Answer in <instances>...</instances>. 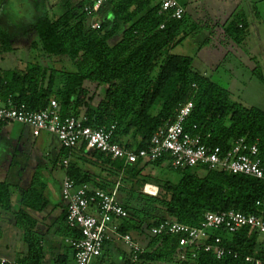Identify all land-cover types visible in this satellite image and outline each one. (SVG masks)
<instances>
[{"label":"trees","instance_id":"1","mask_svg":"<svg viewBox=\"0 0 264 264\" xmlns=\"http://www.w3.org/2000/svg\"><path fill=\"white\" fill-rule=\"evenodd\" d=\"M92 2L62 0V9L53 6L44 10L31 26L38 36L34 46L39 43L47 56L67 59L74 70L47 71L33 62L23 73L0 70L2 96L12 95L16 102L34 110H43L56 100L63 117L85 115V125L105 129L115 126L113 141L137 148L147 147L153 135L175 119L179 106L192 101L194 108L185 122L186 131L222 147L244 137L258 145L264 168V110L234 101L227 87L194 69L192 57L172 52L198 31V25L185 32V15L169 19L161 13L160 0H106L96 15H89L85 6ZM52 11L54 14H50ZM254 15L261 17L259 11ZM94 19L100 23L95 29L91 27ZM224 31L238 45L244 43L250 35L247 15H239ZM12 41L11 33L0 28V54L13 51ZM253 74L264 82L259 65ZM87 83L106 86L104 97L96 105L90 101ZM130 141H137V145ZM61 151L59 158L63 157L66 174L78 185L88 183L112 190L119 184L118 197L129 213L121 228L125 233L147 234L165 220L198 226L207 212L230 209L264 219V179L195 166L177 170L180 178L174 182L145 173L148 167L164 164V157L129 164L99 150L89 151L84 145L62 147ZM66 158H70L67 166L63 164ZM76 159L91 162L100 174L85 169ZM152 183L159 188L158 193L143 192L144 185ZM10 184L8 179L0 181V211L10 208ZM46 204L44 183L35 175L22 194V207L16 215L17 224L27 226L29 247L20 264H44L39 236L33 231L35 220L26 210H43ZM64 220V237L79 238L80 232L66 223V214ZM216 234L222 239L221 245L236 257L226 254L218 258L215 251L200 250L196 257L187 252V258L181 259L180 236L148 234L151 249L140 254L136 262L128 263L253 264L246 260L253 257L264 264V245L255 229L243 227L233 233L222 230ZM56 264L65 263L60 260Z\"/></svg>","mask_w":264,"mask_h":264},{"label":"built area","instance_id":"2","mask_svg":"<svg viewBox=\"0 0 264 264\" xmlns=\"http://www.w3.org/2000/svg\"><path fill=\"white\" fill-rule=\"evenodd\" d=\"M105 1L93 0L85 6V11L89 15H96ZM160 1L161 13L169 19L184 17L186 11L179 0ZM99 25L97 20L91 22L94 29ZM163 27L164 25L161 26ZM193 108L192 101L182 103L175 119L161 127L145 148L128 147L114 142L115 126L105 129L85 125V115L63 117L56 100H52L43 110H34L24 103L16 102L12 95L4 97L0 93V126L19 123L29 127L34 136L43 132L57 136L65 148L75 149L84 145L89 151L99 150L129 164L156 161L164 157L165 163L173 170L208 166L264 179V168L257 144L249 143L246 138L241 137L231 141L227 147L213 146L204 142L201 136L186 131L185 122ZM69 162L70 158L63 160L65 166ZM118 186L119 184L112 190H104L88 183L78 185L69 176L63 180L61 196L66 204V223L72 229H77L81 235L79 238L66 239L74 251L75 264H91L102 255L106 245L120 241L130 247L131 261L136 262L140 254L145 252L132 232L125 233L121 229L129 213L119 200ZM243 227H250L264 234V219L234 209L207 212L198 226L165 220L152 227L147 235L180 236L178 255L181 259L187 258V252L196 257L200 250L215 251L217 257L221 258L233 253L221 245L222 239L216 233L222 230L233 233ZM233 255L237 256L236 253ZM246 260L253 264H262V260L253 257H247ZM0 264L20 263L10 261L0 254Z\"/></svg>","mask_w":264,"mask_h":264},{"label":"rangeland","instance_id":"3","mask_svg":"<svg viewBox=\"0 0 264 264\" xmlns=\"http://www.w3.org/2000/svg\"><path fill=\"white\" fill-rule=\"evenodd\" d=\"M75 1V0H73ZM77 1V0H76ZM190 10V16L186 19L185 32L190 30V26L195 23L200 28L188 35L186 39L178 45L172 52L176 55L190 56L194 59L193 67L195 70L207 77L212 78L222 86L227 87L234 101L240 102L245 106H255L264 110V82L259 80L254 74L253 69L257 65L260 66L264 74V0H182ZM60 9L61 0H54ZM1 8H4L3 3H0ZM11 6V8L0 9V28L7 30L13 37V51L0 54V70L14 69L24 72L28 63H39L47 71L53 68L62 70H74L71 63L63 57L47 56L42 50L39 43L34 46L38 36L31 30L32 22L26 19V13H22L20 7ZM9 7V5H8ZM15 8V10H14ZM59 9V10H60ZM217 9H220L217 11ZM14 11V12H13ZM54 11L58 12L57 8ZM259 11L260 18H255L254 12ZM13 12V13H12ZM10 19H9V17ZM23 14V16H22ZM50 14H54L52 11ZM56 14V13H55ZM247 15L250 23V35L244 43L238 45L231 38H221V25H228L229 22L237 20L239 15ZM26 15V16H25ZM18 16V17H17ZM217 18L215 22H220L221 25L213 26L211 19ZM15 22V23H12ZM23 21V22H22ZM213 28L216 33L211 37L208 31ZM202 30H207L206 34H202ZM222 40V41H221ZM89 96L93 105H96L105 95L106 86H99L93 83H87ZM83 113V112H82ZM22 132L24 127L21 124L14 123L8 130ZM31 133L32 131L29 130ZM39 137L28 135L33 148L27 155L19 153L24 162L37 164L39 161L44 162L48 167L49 173H53L57 182L66 177V168L62 165L63 157L59 158L61 142L57 136L47 132L41 133ZM137 145V141H131ZM6 147H10V142H5ZM4 146V144H2ZM31 148V149H32ZM78 164L88 169L90 172L100 174V169L95 167L91 162H81L76 159ZM152 167V168H151ZM145 170V173H151L154 176L170 179L177 182L180 178V173L177 170L170 169L167 163L160 166H151ZM152 185V186H151ZM148 186L144 185L143 192L156 195L159 188L153 183ZM116 186V185H115ZM147 186V187H146ZM146 187V190H145ZM156 187V188H155ZM119 196V191H118ZM120 200V198H119ZM135 240L141 242V245L146 249H151L148 246L149 238L144 232H132ZM259 242L264 245V234L260 233ZM106 260L97 261L92 264H123L122 257H129L130 247L120 241L118 244L117 254H111L106 251ZM103 261V262H102ZM153 264H185L181 262L173 263H153Z\"/></svg>","mask_w":264,"mask_h":264},{"label":"crops","instance_id":"4","mask_svg":"<svg viewBox=\"0 0 264 264\" xmlns=\"http://www.w3.org/2000/svg\"><path fill=\"white\" fill-rule=\"evenodd\" d=\"M179 1L185 8V18H187L190 16L187 2L184 3L182 0ZM23 2L25 6L20 8L23 10L22 13H26L27 17L22 19H26L32 23L44 10L46 11L55 6L54 0H0V3L4 5V8H1L0 5V9L11 8L12 5L13 7L17 5L22 6ZM56 6L58 5L56 4ZM218 10L220 9H217V11ZM211 20L215 22L218 19L215 18ZM12 23L15 22L12 21ZM193 25L196 24L193 23L190 28L193 27ZM218 25H221L220 22L213 23V26ZM224 27V25H221L219 32L223 35L221 38L226 40L225 38L227 36ZM216 29L218 32V28H213L212 31H208L210 33L206 36L212 38L211 32L214 35ZM206 31L207 30H202V34H206ZM12 124L14 123L0 126V181L9 180L11 183L9 189L12 197L10 208H4L0 211V254L7 257L10 261L19 263V261L26 258L29 253L28 243L26 242L27 226H19L17 224L16 215L22 207V194L30 188L33 177L36 175L44 183V196L47 204L43 210L28 209L26 211L29 217L35 220L33 231L39 236L40 247L44 252L43 263L56 264L57 261L61 260L65 264H75L73 250L66 242L67 238L64 237L63 232L65 230L64 218L66 204L61 196L62 181L59 180L57 182V180H55L56 178H54L53 173H49L48 167L44 162L41 163V161H39L37 164H31L27 161H23L19 153L27 155L33 150L28 135L34 136V134L29 127L24 125L22 132L15 131V128L9 131L8 128ZM29 130H31L32 133ZM41 135L42 134L39 136ZM128 140L129 138H126L125 142ZM7 141L10 142L9 148L6 147L5 144ZM2 144H4V146ZM62 147L61 144L60 153L62 152ZM136 241L138 240L136 239ZM138 242L141 244L140 241ZM118 244L119 243L116 242L106 245L102 255L94 259L92 263L96 261L101 263V260H106V251L114 255L117 254ZM144 249L146 252L145 247ZM130 254L131 251L127 254L129 257H122L123 264H129L128 262L131 260Z\"/></svg>","mask_w":264,"mask_h":264},{"label":"bare ground","instance_id":"5","mask_svg":"<svg viewBox=\"0 0 264 264\" xmlns=\"http://www.w3.org/2000/svg\"><path fill=\"white\" fill-rule=\"evenodd\" d=\"M151 185V184H148V186ZM152 186V185H151ZM156 188V187H155Z\"/></svg>","mask_w":264,"mask_h":264}]
</instances>
